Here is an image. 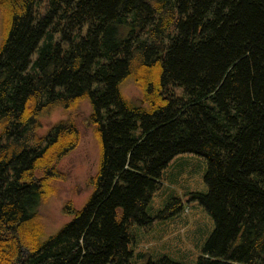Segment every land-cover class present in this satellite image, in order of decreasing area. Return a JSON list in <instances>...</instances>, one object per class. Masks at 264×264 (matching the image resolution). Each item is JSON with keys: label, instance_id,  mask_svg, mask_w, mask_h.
<instances>
[{"label": "trees", "instance_id": "1", "mask_svg": "<svg viewBox=\"0 0 264 264\" xmlns=\"http://www.w3.org/2000/svg\"><path fill=\"white\" fill-rule=\"evenodd\" d=\"M0 20V264H178L136 254L131 229L187 153L215 224L197 264H264V0H0ZM85 102L93 194L44 241Z\"/></svg>", "mask_w": 264, "mask_h": 264}, {"label": "rangeland", "instance_id": "2", "mask_svg": "<svg viewBox=\"0 0 264 264\" xmlns=\"http://www.w3.org/2000/svg\"><path fill=\"white\" fill-rule=\"evenodd\" d=\"M124 91L139 101V92L131 82L124 86ZM90 113V103L85 102L80 113L74 117L82 132V140L79 147L58 166L62 177L56 183L57 194L44 212L47 225L44 241L73 219V214L63 212L67 203L81 210L93 194L91 181L98 172L100 151L87 122ZM66 118L60 112L54 114L44 120L45 130ZM207 170V160L191 153L176 156L163 170L161 185L147 208L153 223L150 227L133 226L131 229L134 236L132 249L136 254L142 253L153 260L168 257L178 264H197L215 229L213 218L198 201L190 197L193 193H208L205 183ZM174 200L181 201L182 206L179 212L172 214V210L168 211V205Z\"/></svg>", "mask_w": 264, "mask_h": 264}]
</instances>
